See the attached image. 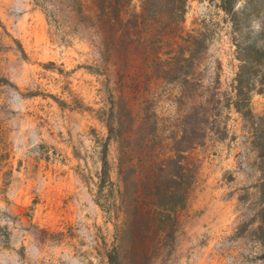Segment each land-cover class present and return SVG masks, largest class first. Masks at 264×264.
Segmentation results:
<instances>
[{
    "label": "rangeland",
    "instance_id": "rangeland-1",
    "mask_svg": "<svg viewBox=\"0 0 264 264\" xmlns=\"http://www.w3.org/2000/svg\"><path fill=\"white\" fill-rule=\"evenodd\" d=\"M220 4L188 0L183 39L158 40L172 21L144 27L173 62L159 77L123 68L101 0H0V264H108L129 225L171 228L149 199L123 198L125 180L141 183L151 149L180 158L195 115L187 206L151 262L264 264V65L235 106L241 58L262 56L264 0H239L236 15Z\"/></svg>",
    "mask_w": 264,
    "mask_h": 264
},
{
    "label": "trees",
    "instance_id": "trees-1",
    "mask_svg": "<svg viewBox=\"0 0 264 264\" xmlns=\"http://www.w3.org/2000/svg\"><path fill=\"white\" fill-rule=\"evenodd\" d=\"M133 0H101V18L103 22H108L110 29L117 36V47L123 57V68L131 67L134 70H143L144 72H158L159 77H163L166 73L167 64L173 62L168 61L167 54L161 47H153L150 43L148 31L144 29L151 22L168 21L173 22L174 27L169 30L160 32L159 41L161 42L167 36L172 40L183 39L185 35V15L188 7V0H166V4L162 6L163 0H143L142 10L137 11L132 8ZM223 10L233 15L237 14V4L239 0H220ZM199 40V37L195 38ZM256 52L260 53L254 60L251 56L242 59L241 71L238 74V84L236 86L237 101L235 106L239 111H242L240 103L243 96L249 102L250 93L256 88V83L248 79H244L246 73L252 72V69L257 65H264V44L255 47ZM185 60L189 59L186 54L181 56ZM177 58L175 54L172 60ZM250 78V77H249ZM150 78L149 80H151ZM247 82V83H246ZM200 125V126H199ZM157 130V122L154 125ZM201 122L195 115V143L191 142L183 149H179L180 158L175 156H165L160 151L151 149L148 151L149 164L146 166L145 178L141 183L133 181L128 182L130 178H126L125 191L123 198L126 197L129 203H133L140 199H149V204L154 206L153 214L155 221L157 220L162 225H172L171 228H131L126 229L123 238L128 235L130 243L124 245L122 241L116 245L108 256V264H138L136 263L137 256L145 258L144 264H152V259L161 249L157 241H161L160 232H164L162 241L165 245L173 246L176 240L177 228H173L177 223L176 212L178 209H183L187 206L190 189L193 184V169L190 164L184 162L185 152L198 144H202L204 136L201 133ZM203 129V128H202ZM186 132V128H185ZM198 132L200 136H198ZM153 141V139H152ZM180 140L179 143H182ZM144 146L149 145L148 136L142 137ZM262 155L264 156V141L260 144ZM146 148V147H145ZM106 147L104 161L107 165ZM171 165L176 166V173H171ZM107 175L108 172H107ZM133 186V188H132ZM264 186V182L262 184ZM127 200V210L129 204ZM148 225V221L144 220ZM264 237V236H263ZM163 249V248H162ZM132 256L131 259H129ZM139 258V257H138Z\"/></svg>",
    "mask_w": 264,
    "mask_h": 264
}]
</instances>
